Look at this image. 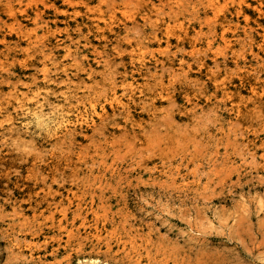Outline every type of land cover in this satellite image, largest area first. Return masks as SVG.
<instances>
[{
  "label": "rangeland",
  "instance_id": "obj_1",
  "mask_svg": "<svg viewBox=\"0 0 264 264\" xmlns=\"http://www.w3.org/2000/svg\"><path fill=\"white\" fill-rule=\"evenodd\" d=\"M238 1L0 0V109L57 63L88 88L71 138L1 134L0 264H264V0Z\"/></svg>",
  "mask_w": 264,
  "mask_h": 264
},
{
  "label": "bare ground",
  "instance_id": "obj_2",
  "mask_svg": "<svg viewBox=\"0 0 264 264\" xmlns=\"http://www.w3.org/2000/svg\"><path fill=\"white\" fill-rule=\"evenodd\" d=\"M214 1H217V0H214ZM239 2L240 0L238 1V3ZM222 8L224 9L225 7L223 6ZM246 20H248L247 17H246ZM224 25L225 24H223L221 32H220V37H221L220 40H222V42H224V45H226L227 43H229L228 40L230 38L228 40L225 38L227 35H226V30H225L226 26L224 27ZM262 34L264 38V31ZM263 38L262 40H264ZM249 39L250 38H248V40ZM227 47H231V46H227ZM66 50L69 52V49H66ZM190 51L192 55L196 53V46L194 43L191 44ZM54 69H55V81L50 78L49 70L45 67L43 70H41L42 71L41 76L43 78L40 77L42 78V81L39 86L37 85L38 83L36 82V78H32L31 81L29 80V82L26 83L23 88H21L22 90L18 89L16 86L13 87V89L15 90V102H16L15 105L14 103L10 104L11 105V106L9 105L11 107L10 110H7L4 108L5 111H2L0 109L1 116L2 114L7 113L5 114V122L0 120V136L1 134H3V139L4 137L5 138L14 137L20 141L32 139V134L30 131L34 129L39 135H43L48 141L65 140L69 137L71 138L72 136H74V132L76 131L77 127H80L84 121L86 122V118L83 116V114H81V112L80 113L78 112L76 115H72L69 105L72 99L75 100V102L77 101V96L79 94H82L84 97L86 96L88 92L87 86L85 85L83 81L77 82L76 80H78L79 76L70 74L69 72L70 69L66 67L65 65H62L61 63H57ZM210 78L212 79L213 77L210 75ZM120 82H121L122 88L126 92H129L130 97L132 98L131 100L135 101L136 98L134 97L135 94L133 93V89H132L134 88L132 87L133 80L130 81L128 76L123 75ZM58 83L61 84V86L64 88V91L61 93L60 96H56L55 90L53 89V86ZM250 87H251V92L254 93L255 92L254 86L250 84ZM51 95L54 96L53 98L54 100H51ZM223 97L233 98V94L231 92H223ZM169 99H173V97H168V100ZM154 101H155L154 99H151L150 105L153 109H156L154 108L155 107ZM119 102L123 107L122 118L124 122L132 126L138 125L139 121L136 119L130 107L126 105L124 106L122 101H119ZM47 106H48V109H46ZM16 111H19L24 116L20 124L15 123L14 117L12 115V112H16ZM231 111L233 112L236 120L240 121L242 118V113L238 105L233 103ZM3 118L4 117H2V119ZM1 130L4 132L1 133ZM14 141L11 140V142H14Z\"/></svg>",
  "mask_w": 264,
  "mask_h": 264
}]
</instances>
